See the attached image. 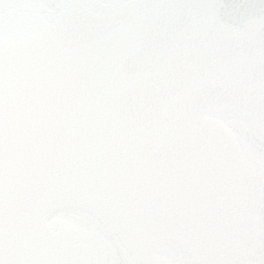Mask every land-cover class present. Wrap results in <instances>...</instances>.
<instances>
[{"label":"snow or ice","instance_id":"1","mask_svg":"<svg viewBox=\"0 0 264 264\" xmlns=\"http://www.w3.org/2000/svg\"><path fill=\"white\" fill-rule=\"evenodd\" d=\"M0 264H264V0H0Z\"/></svg>","mask_w":264,"mask_h":264}]
</instances>
